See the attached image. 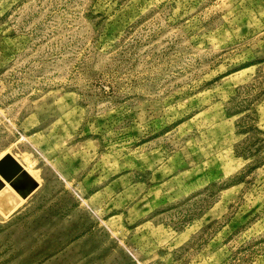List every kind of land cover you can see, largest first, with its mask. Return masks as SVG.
<instances>
[{
	"label": "rangeland",
	"instance_id": "obj_1",
	"mask_svg": "<svg viewBox=\"0 0 264 264\" xmlns=\"http://www.w3.org/2000/svg\"><path fill=\"white\" fill-rule=\"evenodd\" d=\"M0 264H264V0H0Z\"/></svg>",
	"mask_w": 264,
	"mask_h": 264
},
{
	"label": "water",
	"instance_id": "obj_2",
	"mask_svg": "<svg viewBox=\"0 0 264 264\" xmlns=\"http://www.w3.org/2000/svg\"><path fill=\"white\" fill-rule=\"evenodd\" d=\"M21 172L20 165L8 154L0 159V178L10 183Z\"/></svg>",
	"mask_w": 264,
	"mask_h": 264
}]
</instances>
